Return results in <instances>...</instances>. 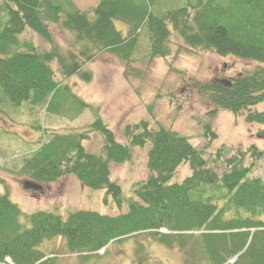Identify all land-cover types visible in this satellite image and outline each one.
Listing matches in <instances>:
<instances>
[{
  "label": "trees",
  "instance_id": "obj_1",
  "mask_svg": "<svg viewBox=\"0 0 264 264\" xmlns=\"http://www.w3.org/2000/svg\"><path fill=\"white\" fill-rule=\"evenodd\" d=\"M89 12L71 0H2L0 5V104L23 102L45 106L53 117L73 120L86 108L95 119L83 132L45 134L40 144L21 159L20 173L36 183H53L70 175L84 187L105 191L119 214L74 210L66 218L46 210L28 214L29 227L20 223L22 211L0 192V264H52L38 247L60 238L73 255H98L114 242L146 234L168 248L182 251V264H264V179L253 177L260 157L255 146L215 148L208 159L189 139L163 127L151 129L146 121L123 128L125 142L101 119L97 108L58 81L50 63L64 78L89 82L84 66L97 53L107 52L128 67L144 48L146 62L172 53V35L183 43L178 50L212 51L220 56L254 61L244 74L200 84L199 93L212 105L200 120L207 142L217 139L208 119L217 111L238 116L264 130V0H95ZM122 23L118 29L114 22ZM58 23L74 35V50L62 51L54 43L49 25ZM30 30L50 48L39 51L20 35ZM143 45V46H142ZM126 76V73L124 74ZM5 99V100H4ZM0 106V107H1ZM99 133L102 153L87 151L84 141ZM146 148L145 179L135 182L131 195L111 179L110 164L128 161L133 147ZM190 174L174 181L182 164ZM160 229L166 230L165 232ZM143 246L136 249L137 264H146ZM235 257L233 262H229Z\"/></svg>",
  "mask_w": 264,
  "mask_h": 264
},
{
  "label": "rangeland",
  "instance_id": "obj_2",
  "mask_svg": "<svg viewBox=\"0 0 264 264\" xmlns=\"http://www.w3.org/2000/svg\"><path fill=\"white\" fill-rule=\"evenodd\" d=\"M71 1L81 11L89 13L96 5L95 0ZM114 24L118 29H125L122 23L116 25L115 21ZM48 29L60 50H74V35L70 31L58 23H51ZM20 39L31 42L39 51L50 48L42 37L27 29ZM171 39L173 50L169 56L155 58L148 63L141 57L142 48L128 67L113 54L97 53L94 60L84 66V70L92 76L89 82L77 76L64 78L55 62L50 65L58 81L69 84L71 91L82 101L97 108L99 116L119 142H125L123 128L126 125L146 121L151 129L163 127L186 136L192 146L203 150L206 159L217 147L228 150L225 156L229 157L237 149L245 150L252 145L261 155L252 159L249 152L244 162L255 161L252 176L264 179V130L259 125L245 123V112L234 116L219 110L214 117H210V127L217 135L213 143L202 136L200 124V120L213 108L199 93L200 84L233 78L251 71L258 64L186 46L178 50L176 44L183 42L174 34ZM4 102L2 106L0 104V192H8L10 200L20 207V223L23 226L29 227L26 216L37 210L54 212L65 218L69 212L78 209L109 215L127 210L126 205L119 210L109 197L104 203V190L81 186L74 176L68 175L53 183H36L20 173L22 157L32 152L45 134L83 132L87 129L95 119L90 108L71 121L66 117H53L40 104L34 107L23 102L13 106L7 100ZM256 108L264 110V102ZM83 143L87 151L102 153L103 142L99 133H91ZM146 148L133 147L128 161L110 164L111 179L120 184L126 196L131 195L135 182L148 175ZM189 174L188 164H182L173 180L180 181ZM139 244L143 246L146 264H182V251L165 247L146 234L114 242L99 255L70 254L60 238L44 241L38 249L52 264H137L135 251Z\"/></svg>",
  "mask_w": 264,
  "mask_h": 264
}]
</instances>
